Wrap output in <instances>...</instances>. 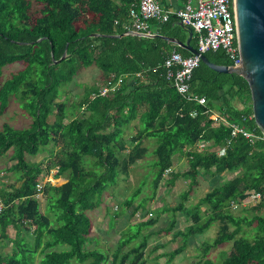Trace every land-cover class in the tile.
I'll list each match as a JSON object with an SVG mask.
<instances>
[{
    "label": "trees",
    "instance_id": "16d2710c",
    "mask_svg": "<svg viewBox=\"0 0 264 264\" xmlns=\"http://www.w3.org/2000/svg\"><path fill=\"white\" fill-rule=\"evenodd\" d=\"M135 1L0 0V116L15 99L31 119L27 129H13L4 123L0 130V157L11 154L15 165L10 170L20 182L10 192L0 189L4 205L0 235L12 225L17 230L34 228L36 238L35 248L25 250L18 237L15 251L10 256L0 255V264H30L31 254L36 255L40 248L39 264H69L72 259L87 264H108L109 260L110 264H145L146 238L123 253L138 235L122 240L111 255L85 248L91 228L87 213L101 205L102 193L116 184L119 175L128 177L131 166L147 155L140 145L145 138L156 140L152 151L156 174L151 195L133 214L146 208L164 178L171 187L180 179L187 180L177 204L160 210L171 215L160 233L175 228L178 213L188 223L173 233V239L180 238L182 243L167 253L169 261L182 254L188 239L204 235L217 223L215 238L199 247L197 264H215L208 254L228 243L230 248L219 264H264V197L245 207L239 204L252 193L264 194V142L251 144L241 134L232 136L228 125L211 119L216 111L227 124L262 135L252 117L248 84L236 74L216 73L200 63L192 74L190 89L206 103L200 106L183 99L165 78L162 65L173 49L183 56L190 53L161 37L183 42L187 37L184 27L174 19L164 24L151 21L150 28H157L152 38L115 37L127 32L124 25ZM190 42L193 46L194 39ZM205 56L217 65H233L222 50ZM7 66L16 69L7 71ZM91 66L99 70L96 85L84 90L80 103L67 108L61 94ZM118 78L122 83L116 91L105 97L97 95L101 84ZM92 94L96 97L90 99ZM234 100L242 109L233 105ZM83 106L80 116L70 120ZM137 114L141 115V131L123 140V127ZM200 143L203 148L198 147ZM57 147L60 150L55 151ZM222 148L225 153L219 157L216 152ZM44 152L49 159L44 168L41 163L26 161V157ZM177 154L187 162L184 171L172 169ZM53 169L65 176V183H42ZM166 170L170 171L164 176ZM224 172L236 175L187 205L199 176ZM38 183L43 185L41 194L47 195L44 214L36 198ZM140 189L119 207L128 209ZM232 203L239 206L233 208ZM238 208L240 214L234 215ZM156 222V218H148L139 225L151 227ZM58 245L68 250H54ZM25 251L28 255L17 258Z\"/></svg>",
    "mask_w": 264,
    "mask_h": 264
},
{
    "label": "crops",
    "instance_id": "0c3cea01",
    "mask_svg": "<svg viewBox=\"0 0 264 264\" xmlns=\"http://www.w3.org/2000/svg\"><path fill=\"white\" fill-rule=\"evenodd\" d=\"M158 2L161 5V7H163L164 9L171 10V11H177L183 5L182 0H158ZM150 29L153 32L157 33V28L156 29L150 28ZM185 32L187 33L186 34L187 37H186L185 41H183V42L180 41L182 43H185L188 40V32L187 31H185ZM150 38H152V37H150ZM192 38L194 39L193 46L191 45V42H189V45L195 49L196 48V37H195V35L192 36ZM174 39H176V38H174ZM176 40H178V39H176ZM168 43H170V42H168ZM170 44L173 46L181 48L180 46H178L176 44H172V43H170ZM181 49H183V48H181ZM173 50H175V49H173ZM183 50H185V49H183ZM186 51H188V50H186ZM190 55H191V53H190ZM78 79L74 80L69 85L70 90H68L69 96L67 97V99L68 100L70 99V100H69V102L68 101L66 102L67 108H69L70 106H72L74 104L80 103L81 98L84 95V90L87 88V82H82L81 80L78 81ZM94 85H96V83ZM233 105L238 109H242V105L240 103H238L236 100L233 101ZM82 110H83V107L79 110V112L75 111L74 114L72 116H70V120L77 117L78 115L80 116ZM216 113L217 112L215 111L214 114H216ZM141 129H142L141 115L137 114V116L132 119L130 124H128L126 127H123L121 137L123 140L127 141L132 136H134L135 133L140 132ZM146 139H148V138L143 139L142 142L140 143V145H141V147H145L147 149V153H148V152H151V150H149L145 146V144H147V143L144 140H146ZM151 139H154V138H151ZM56 150L57 151L60 150V147H57L55 149V151ZM127 150L125 151V153L127 152ZM146 156L142 159H139L134 165L131 166V168L138 166L139 163L141 164L142 163L141 161L143 159H147V160L151 161L152 157L147 158ZM2 157L3 156H1L0 158H2ZM47 157H48L47 153L44 152V153H41V154H39L33 158L26 157V161L30 162V163H39V164L41 163L42 167L44 168L45 165L49 161V159ZM13 165H15V162H13L11 160V154L10 153H7L6 155H4V158H2L0 160V189H2L5 192H10V191L14 190L16 187L20 186V182L17 181V175H15L14 172H12L10 170V168ZM185 167H187V162H186L185 158H183L179 154H177L175 158L173 156L172 169H174L175 171H180V169L182 170ZM132 170H130V171H132ZM182 171H184V170H182ZM235 175H236L235 172L234 173L224 172L221 175H213V173L212 174H206V175L202 174L201 176H199V179H198L199 184L198 185H200V184L207 185V188H205V192H204V195H205L212 188L219 185V182L221 180H224V181L230 180ZM129 177L132 178L131 172H129L128 178ZM166 179H167V177L161 181L160 186H159L158 190L156 191L155 197L152 198L151 200L147 201L148 204H147L146 208L141 212L137 211L133 214L135 208H137V206L139 204L143 203L145 201L146 197H144L141 200L134 201L133 204L128 209L124 208L126 210L124 212L119 211L120 207H119V204L116 202L122 203V199H117V198L111 199V201L108 203H104V204L101 203V205L98 208H96L92 211H89L87 213V215H88V217H90L91 228H90V234L88 237V244H87L88 248L87 247L86 248L91 249V250L92 249H98V248H106L108 250V255H111L115 252L116 247L123 240L122 237L125 234V231H127L132 226H136L138 233L141 232V236L136 238V240H139L140 242H142V240L146 238L147 239L146 250L148 248H150L149 251H147V252L145 251V253H146L145 260H147L146 257L149 256V259L151 258L153 262L157 263V262H159V261H161L167 257V260L165 262L167 264L172 262V261H169V257L167 256V253H169V252L168 251L166 252V248L169 245H172L173 242L176 241V239L175 240L173 239V233H171V232L178 227V223H179L181 218L183 219L185 226H187L188 223H186L185 218L181 214L178 213V214H176L177 224H176L175 228L169 233H160V231H162L163 229L166 228V225H167L168 221L170 220V216H169L170 214L169 215L168 214H162V213L157 214L156 211L161 210V209L166 208V207L175 206L177 203L174 201V198H175V196L178 195L177 197L179 199L180 193L186 189L187 180L180 179L175 183L174 186L171 187V186H168ZM125 180H126V178L125 179L120 178L118 184L116 183L115 184L116 186L114 188H111V190L121 189L120 186L122 187L123 183L125 184V182L127 181V180L126 181ZM47 182L50 183V185H52V186H60L66 182V178H65V176L58 175L56 173V170L53 169L46 176H44L42 178L43 184H45ZM177 189H178V192H177V195H175L176 194L175 191ZM150 195L151 194H149V196ZM122 198H123V196H122ZM37 199L39 201V211L42 214H44L46 204H47V195L41 194ZM192 199H195V197L191 196V198L189 199V204L192 203V201H190ZM197 202H198V200H197ZM263 213H264V210L262 211V214ZM148 215H150V218H156L157 222L155 223L154 226L149 227V229L147 227L140 228L139 224L141 222H145L149 218ZM135 217H138V218H136V221H134V219H133ZM18 230H17V228L13 227L12 225H9L6 227V229L4 231L5 232L4 235L3 236L0 235V255L10 256L15 251V241L22 232L31 239V242L33 245L32 249L35 248V244H36V238L34 235L35 229L29 228L27 230L23 227H20V229H18ZM145 230H148V233L145 232ZM180 230H182V229H180ZM169 235H170V237H169ZM203 241H204V238L202 236L190 238L187 241L186 247H188V245H190V243H191V245H194L195 242H198L197 248H199ZM181 243H182V240L180 239V245H181ZM24 244H25V242H24ZM178 247L179 246H177L175 249H177ZM186 247H185L184 251H186ZM175 249H172V251ZM40 251H41V248L35 255V256H37V261H39V262L42 258ZM126 252H124V253H126ZM108 264H110V260H109Z\"/></svg>",
    "mask_w": 264,
    "mask_h": 264
},
{
    "label": "built area",
    "instance_id": "2783aa9c",
    "mask_svg": "<svg viewBox=\"0 0 264 264\" xmlns=\"http://www.w3.org/2000/svg\"><path fill=\"white\" fill-rule=\"evenodd\" d=\"M183 5L177 11L164 9L158 0H136L131 4L128 11L129 19L124 25L127 30L126 35L138 34L141 37H153L157 33L150 29V22L164 24L174 19L183 26L189 28L196 37V52L190 56H183L176 50H172L163 61L165 70V78L171 82L176 92L187 101H194L200 106H204L206 99L195 95L190 89V81L194 70L201 63V55H205L211 51L222 50L225 55L233 62L238 64L239 54L236 43L235 22L231 9L232 0H182ZM113 78V77H112ZM122 79L107 81L98 88L97 95L105 97L107 94L116 91ZM96 97L92 94L90 99ZM84 108V106H83ZM195 116V112L191 113ZM253 117V116H252ZM211 119L217 123H224L231 129V135L241 134L249 143L253 144L257 141L264 142L263 135L253 134L236 124H227L217 114L211 115ZM199 148H203L204 144L200 143ZM217 155L223 156L225 149L217 150ZM166 170L164 176L169 173ZM43 185H36V198L41 195ZM264 194L252 193L247 198L239 202L242 207L257 203ZM239 205L232 203V207ZM4 205L0 198V213L3 211Z\"/></svg>",
    "mask_w": 264,
    "mask_h": 264
},
{
    "label": "rangeland",
    "instance_id": "374dc122",
    "mask_svg": "<svg viewBox=\"0 0 264 264\" xmlns=\"http://www.w3.org/2000/svg\"><path fill=\"white\" fill-rule=\"evenodd\" d=\"M6 68H7V71L16 69L13 66L12 67L7 66ZM98 74H99V70L95 66H91V67H88V68L82 70V72L78 76L75 77V80H77L79 78L78 81L81 80L82 82H87V87H92L97 82ZM68 90H70V86L68 87ZM68 90L66 93L61 94L60 99L62 101H66V102L68 101L69 102L70 99L69 100L67 99V97L69 96ZM4 123H7L13 129L22 130V129L29 128V126L31 124V119L28 118L26 113H23L21 111V105L14 99L9 104L7 111L3 115L0 116V130H1ZM144 141L147 143V144H145V146L149 150H151V152H152L157 145V144H155L156 140L148 138ZM151 152H148L147 156H146L147 158L152 157L151 161H149L147 159H143L141 161L142 162L141 164L139 163L138 166L131 168V170L132 169L133 170L129 171V172H131L132 178L131 177L128 178V177L123 176V175H119L118 178H116L115 183H117V184H118L120 178H123V179L126 178L127 181L125 180L126 181L125 184L123 183V186L122 187L120 186L121 189L111 190V188H114L116 185L114 184V185L109 186L108 189H106L101 195V203H103V204L108 203L111 201V199H116V198L122 199V201L125 199H128V198H131L133 196V193L136 192L139 188H141L140 189L141 192L139 193L140 195L135 196L133 198L134 201L141 200L144 197H148L149 194L152 193V185L151 184H152V181H153L156 173H155V168L153 166L154 157H153ZM175 157H176V155L174 156V158ZM2 158H4V156ZM2 158H0V160ZM185 168H183L182 170H185ZM182 170L180 169V171H182ZM220 182H224V180H221ZM205 188H207V185H205V184L198 185L194 189L193 195H192V197H195V199L190 200V201H192V203L189 204V202H188L187 205L189 206V205L196 203L197 200H199L204 195ZM177 192H178V189L175 191V193H176L175 195H177ZM122 196L124 199L122 198ZM177 196H175V198H174V201L176 203L179 201ZM116 203L121 204V202H116ZM147 204L148 203L146 202V206H147ZM119 211L124 212L126 210L122 206H120ZM45 213H47V207L45 208ZM156 213L161 214L160 210H157ZM239 214H240V209L238 208L234 211V215H239ZM148 216L150 218V215H148ZM169 216L171 218V215H169ZM136 218H138V217L133 218L134 221H136ZM184 227H185V223L183 222V219L181 218L179 223H178V227L176 229L180 230V229H183ZM142 228H145V227H142ZM147 228L149 229V227H147ZM176 229L173 230L171 233H174L176 231ZM217 231H218V224L217 223L212 224L211 227L204 233V235H202V237L204 238V241L211 242L215 238ZM145 232L148 233V230H145ZM134 235H138V237L141 236V232L138 233L136 226H132L127 231H125V234L123 235L122 239L124 240V239H127L128 237H131V236L133 238ZM19 237H20L22 243L25 242V245L21 246L20 248L25 249V250H31L33 247L31 239L28 236H26L23 232L19 235ZM169 237H170V235H169ZM87 244H88V242L86 243L85 248L87 247ZM139 244H140V241L134 239L130 244H128L123 249V253L126 252L127 250H130V249L138 246ZM177 246H180V238H177L176 241L173 242L172 245H169L166 248V252L172 251V249H175ZM197 246H198V242H195L194 245H191V243H190V245H188V247H186V251H184L182 254H180L176 258H174L172 260V262H170L169 264H197L198 258H200L199 257L200 256V250H199V248H197ZM229 248H230V243L226 244L223 247H220V248H217V249L211 251L208 254V259L212 260L215 264L221 263L226 252L229 250ZM149 249L150 248H148L146 250V252L149 251ZM54 250L66 251V250H68V247L65 245H58L54 248ZM97 250L104 255H108V250L106 248H98ZM25 255H28L27 251H25L23 253L19 252V254L17 255V258H22ZM145 255H146V253H145ZM31 257H33V260H32V263H30V264H39L40 263L39 261H37V256H35V254L32 253ZM146 259L147 260H145V264H167L165 262L167 260V257L164 258L163 260L157 262V263L153 262L151 258L149 259V256L146 257ZM69 264H87V262L80 263L77 260L72 259Z\"/></svg>",
    "mask_w": 264,
    "mask_h": 264
},
{
    "label": "water",
    "instance_id": "95a60500",
    "mask_svg": "<svg viewBox=\"0 0 264 264\" xmlns=\"http://www.w3.org/2000/svg\"><path fill=\"white\" fill-rule=\"evenodd\" d=\"M231 9L235 22L236 43L238 46L239 62L236 65L225 66L210 62L201 55V63L216 73H233L242 77L250 91L252 116L255 124L264 136V0H232ZM188 32V40L182 43L171 37H161L163 40L176 44L197 54L196 49L189 45L192 31L183 26ZM124 35L115 36L121 38ZM139 36L138 34H131ZM65 59V55L61 60Z\"/></svg>",
    "mask_w": 264,
    "mask_h": 264
}]
</instances>
